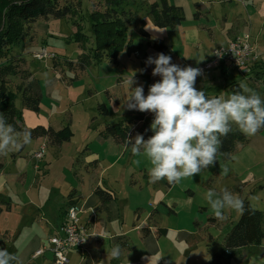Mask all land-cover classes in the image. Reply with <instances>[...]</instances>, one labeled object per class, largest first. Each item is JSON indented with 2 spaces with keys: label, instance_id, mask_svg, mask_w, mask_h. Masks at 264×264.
I'll return each instance as SVG.
<instances>
[{
  "label": "rangeland",
  "instance_id": "obj_1",
  "mask_svg": "<svg viewBox=\"0 0 264 264\" xmlns=\"http://www.w3.org/2000/svg\"><path fill=\"white\" fill-rule=\"evenodd\" d=\"M73 1L77 3L70 14L36 21L31 32L32 39L29 36L23 37L19 44L13 46V53L20 54L25 61V64H16L22 75L5 77L1 74L8 85L18 91L15 107L21 116L22 127L29 129L37 124L48 125L50 121L70 120L73 136L64 143L61 154L41 137H32L30 143L20 150L11 148L7 154H0V162L3 164L0 169V248H6L21 257L22 251L15 250L16 243L11 241V237L12 226L18 219L17 209L23 198H28L34 204H43L50 200L51 207L56 209L61 198L66 197L71 188L86 197L90 193L89 186L99 182L114 192V199L123 210V220H110L107 215H100L102 221L98 223L94 236L88 239L85 257L79 260L74 252H70L69 264L208 262L212 252L220 249L224 236L237 221L240 212L229 208L224 210L225 219L215 218L206 193L208 190L222 193L227 187L229 191L240 196L239 192L234 190L232 180L223 175L219 182L206 181L213 167L200 175L190 177L188 184L183 183V179L180 180L166 196L174 200L172 203L174 212H169L170 205L160 203L159 199L152 197L153 193L158 198L165 195L164 180H161L162 183H152L143 177L141 168L148 170L151 168L150 161L145 155L134 156L128 146L129 150L121 162L109 168H106L109 165L107 159L112 160L109 152L101 153L99 160L88 156L91 154L90 151L104 150V146H100L94 138L96 134L103 135L100 130L105 124L123 120L124 124L131 125L129 134L134 137L139 133L143 119L152 117L150 113L127 110L123 107L126 97L131 95L129 80L134 73V79L143 85L145 95L149 85L159 79L151 74L154 65L145 64L149 56L155 57L157 53L163 52L172 57L173 63L182 67H199L196 62L199 51L209 54L213 48L226 44L227 34H236L237 37L247 33L251 39H264V0H168L171 4H179L183 9L184 20L175 28L159 27L154 24L149 8L158 0H128L123 6L124 10L131 11L133 16V20L127 25L129 45L124 43L118 50L116 62H111L107 58L103 60L90 58L82 71L71 69L66 61L76 64L80 55L90 54L94 40L89 18L93 12L101 11L103 7L101 0ZM74 23L80 24L81 32L86 36L81 40L84 46L75 39L78 30ZM205 25L211 27L212 34L200 28ZM140 27L146 31V35L140 32ZM156 41L166 46L164 51L153 45ZM42 48H46L47 52L54 54L55 57L44 60L33 58V52ZM256 51L259 56L264 57V40L260 46H256ZM54 63L58 66L55 70ZM255 64L253 67L257 68V73L247 74L243 77L245 79L240 78L236 81L246 83L264 97V60ZM24 67L40 89L38 111L24 107L20 99L21 91L18 85L23 84V80H30ZM246 67L244 66L242 70ZM141 69L146 70L141 73ZM55 76L61 77V80L59 78L61 82L49 95L45 84ZM233 80L232 73L225 77L221 75V83L219 79L211 80L215 87L205 92L224 98L229 92L222 82L227 81L226 84H229ZM201 81L202 76L198 77L195 83L198 90ZM135 86L134 84L133 87ZM99 104H104L108 113L100 112ZM133 120L136 122L133 123ZM20 138L22 139V136ZM43 143L46 145L44 156L42 155L43 158L39 160L35 158V153L40 150ZM128 160L136 167L135 169L129 167ZM136 160H139L138 164L134 163ZM122 162H125L124 169L121 168ZM128 172L133 178L138 179L141 188L139 185L129 184ZM228 184H231V187H228ZM244 193L258 209L264 211V187L251 184ZM9 205L12 207L11 211L7 210ZM152 208L158 210L156 224L167 228L168 234L160 238L156 236L142 238L139 230L132 231L135 215L136 213L139 215L136 224L142 223ZM51 214L54 218H59L55 212ZM16 227L14 226V230ZM149 227L154 226L150 224ZM31 231L30 228H25L22 233V228L19 229L18 234L22 233L21 243L30 238ZM121 232L125 233L120 235ZM124 235L131 247L127 250L121 249L119 257L114 258L111 255L115 246L113 241ZM182 235L184 237L180 238ZM41 264L52 262L44 260ZM229 264H264V249L257 245L242 246Z\"/></svg>",
  "mask_w": 264,
  "mask_h": 264
},
{
  "label": "clouds",
  "instance_id": "obj_2",
  "mask_svg": "<svg viewBox=\"0 0 264 264\" xmlns=\"http://www.w3.org/2000/svg\"><path fill=\"white\" fill-rule=\"evenodd\" d=\"M196 60L199 63L202 59ZM145 64L154 65L151 74L159 79L149 85L145 95L134 73L129 80L131 95L126 97L123 107L153 116L151 136L145 139L137 133L125 139L134 156L143 154L149 159L150 182L167 179L173 184L184 177L200 175L216 165L222 154L223 138L233 130L247 136L264 130V97L246 83L240 82L224 98L208 97L204 90L195 87L197 78L203 75L201 68L182 67L163 52L149 56ZM31 138V131H18L0 112V154H7L11 148L20 150ZM134 163L138 164L139 160ZM228 172L227 166H220L221 175ZM206 198L217 219L226 218L225 209L241 214L246 211L245 201L228 189L222 193L208 190ZM120 254V246L115 245L111 255L118 258ZM0 264H23V260L6 248H0Z\"/></svg>",
  "mask_w": 264,
  "mask_h": 264
},
{
  "label": "trees",
  "instance_id": "obj_3",
  "mask_svg": "<svg viewBox=\"0 0 264 264\" xmlns=\"http://www.w3.org/2000/svg\"><path fill=\"white\" fill-rule=\"evenodd\" d=\"M128 0H101L103 9L93 12L91 15L90 25L94 45L88 56L80 55L78 62L66 61L71 69L84 70L90 60L109 59L116 62V54L124 43L129 45L130 41L127 35V25L133 20L131 11L124 10V4ZM77 1L73 0H0V112H3L9 123L13 124L18 131L26 128L20 125L21 116L15 107V100L18 91L11 88L4 79L7 75L12 76L20 73L16 64L25 63L20 54L13 53V46L19 44L23 37L29 36L32 39L31 32L33 24L40 19H48L49 17H65L73 11ZM149 14L156 26L175 28L184 20L183 9L180 6L169 3L168 0H158L153 2L149 8ZM77 25L76 40L84 43L82 38H86L81 32L79 23ZM140 32L146 35V31L140 27ZM156 48L164 51L166 46L158 41L153 44ZM129 48V46H128ZM55 57V56H54ZM53 57V58H54ZM51 58V59H53ZM57 64H53L56 69ZM222 69H226L222 66ZM1 74L3 75L1 76ZM25 82V83H24ZM239 85L238 81H231L226 84L229 91L232 92ZM21 102L28 109L38 111L41 95L38 86L34 80H23L20 83ZM19 90V88H18ZM208 97H218L205 92ZM100 112L108 113L104 104H99ZM142 119V118H141ZM153 116L143 119L139 133L147 139L153 133L150 130V123ZM133 123L136 121L133 120ZM131 125L124 124L123 120L115 123H107L100 130L104 136L112 137L116 142L125 144V139L130 133ZM31 131V137H45L46 141L53 144H60L65 140H69L73 136V131L69 125H65L60 130H53L51 127L41 125L27 129ZM247 135L242 134L238 130H233L227 137L223 138V145L219 155L226 158L234 150L235 145L239 142H245ZM234 190H241L240 186H236ZM102 203L109 202L113 198V193L109 190L97 187L95 189ZM246 211L239 215L237 221L232 225L231 229L224 236L222 245L218 251L212 252L210 260L206 264H229L232 257L237 254V250L242 246L260 245L264 241V211L254 208L250 202L244 198ZM72 204V203H71ZM158 229L157 232H162Z\"/></svg>",
  "mask_w": 264,
  "mask_h": 264
},
{
  "label": "crops",
  "instance_id": "obj_4",
  "mask_svg": "<svg viewBox=\"0 0 264 264\" xmlns=\"http://www.w3.org/2000/svg\"><path fill=\"white\" fill-rule=\"evenodd\" d=\"M172 4L180 6L177 3H172ZM34 24H33V28H34ZM44 26L45 25H43V27ZM200 28H204V29L208 30L210 32V34H212L211 27H208L205 25V26H200ZM234 37H236V34H227L226 41L228 42L231 39H233ZM250 39H251V36H250ZM262 40H264V39H262V38L251 39V42L255 45V48H256L257 45L260 46V44L262 43ZM212 50L209 52V54H205V53H202L199 51L197 59H202V60L199 63H197V66L201 67L202 65H204V63L210 58ZM261 60H264V57L261 56L257 62H259ZM196 62H197V60H196ZM23 64H25V63H23ZM253 65H256V64L255 63L250 64L246 68H244L243 70H242V68L241 69H226L225 70V69H222V67L214 68V69H210V70H205L203 72V75H202V81H201L202 83L199 86L200 87L199 89L207 91L211 88H214L215 84H214V82H211V80L215 81V80L219 79V81L221 83V75L223 77H225V76L232 73L234 76V80L236 81V79L246 77L247 74L254 73V72L257 73L256 71H258V70H257V68H254ZM25 67H24V70L27 71V69H25ZM27 73H28V71H27ZM28 75H29V73H28ZM29 78H30V81H32L33 78L30 75H29ZM59 78L61 80V77L55 76V77L46 81L45 88H46V91L49 95L59 87L60 82H61L59 80ZM243 79H245V78H243ZM207 81H209V82H207ZM205 82H207V83L205 84ZM226 82L227 81L222 82L224 84V86H226ZM225 89L229 93H231L229 91L228 87H226ZM38 90L40 93L39 87H38ZM40 95H41V93H40ZM39 109H40V107H39ZM38 125H41L44 127H51L53 130L57 131V130H60L61 128H63L65 125L70 126V120L69 121H59V120L58 121H50L48 123V125L37 124V125H34L32 127H35ZM32 127H29V128H32ZM37 138H39V137H37ZM41 138L46 143V138L45 137H41ZM95 139L99 143L100 146H104V150L99 151V152L98 151H93V152L90 151L91 154L88 157H90V158L95 157L94 160H99V158L101 157V153L104 154V152H109L110 153L109 155H111L112 160L107 159V161L109 162V165L106 166V168H109L111 166L113 167L116 164H118L119 162H121L120 160L125 156V154H127L128 150H129L128 145L126 143L123 146H121L118 142H116L110 136H103L100 134H96L94 140ZM67 141L68 140H65V141L61 142L60 144H53V143H50L49 141L48 142L51 145H53V147L57 148L61 154L63 151L64 143ZM115 142H116V144H115ZM58 150L56 151L57 154H59ZM102 161H104V160H102ZM128 163H129V167H132L134 169L136 168L135 166H132L130 164V160H128ZM2 166H3V164L0 162V169L2 168ZM220 166H227L229 168L228 174L224 175V176H226L227 178L232 180V182H233L232 185L234 186V188L236 186L241 187V190L239 191L240 197L242 199L246 198L254 208H257V206L253 204L251 198L249 196H245L244 192H245V190L249 189V185H251V184H258L259 187H264V130H261L255 136H247V139L245 142L237 143L235 145L234 150L231 152V154H229L228 157L221 158L220 156H218V161H217L216 165L213 166V170L209 173L210 175H208V178L206 179V181L207 180H208V182L214 181L216 183V182H219L221 180V177L223 178V175L220 174ZM124 167H125V162H122L121 168L124 169ZM142 170H143V177L146 179H149V175H148L149 170L144 168V167L141 168V171ZM182 179H183V183H185V184H188L191 180L190 177H184ZM163 180L166 184L165 195H162V196H160V198H158L157 196H154L155 193H153L152 197L159 199L158 201L160 203H164L167 206L170 205L169 212H174V208L172 206V203L174 200L171 197H166V196H167V194H170L172 188L175 186V183L169 184L167 179H163ZM128 182L131 186L132 185H134V186L139 185V187L141 188V184H138V179L133 178L131 173H129V172H128ZM159 183H162V181H159ZM176 183H178V182H176ZM98 184H100V183L96 182V183H92L89 186L90 193L86 197H83L82 194H79L74 188H71L69 190L67 196L66 197L64 196L61 198V200L59 201L58 207L56 209H53L54 207H51V204L49 203L50 200L48 202L43 203V204H40V203L34 204V203L30 202V200L28 198H23L21 200V204H20L19 208L17 209V213H16L18 216L17 217L18 219L14 225L17 227L14 230V226H12L13 233H12L11 241L16 243V247H15L16 251L17 250L22 251L21 259L23 260V264H39V263L41 264L44 260H48V262H52V264H56L54 262V258L52 256V253L49 250L45 249L44 252L38 256H34V252L41 247L48 246L49 237L58 232L59 228L61 227V225L64 222L66 208L71 203H75V204L81 206V208H82V213L80 214L81 221H82V223L87 224V226L89 227V229H90V236L89 237L94 236V234H95L94 232L96 230L98 223L102 221L101 216L107 215L108 219H110V220H116V219L123 220V210L116 203V200L114 199L115 198L114 192L110 189H107L108 187L102 186L101 184L98 185ZM99 186H100V188L109 190L113 193V198L109 202L102 203L100 201L98 195L95 192V189ZM228 187H231V184H228ZM225 189H229V188L226 187ZM220 192H221V187H220ZM48 203H49V205H48ZM11 209H12V207H11V205H9L7 207V210L11 211ZM92 210L94 211V214L90 215V212ZM0 211H1V207H0ZM51 212H55V214H57V216H59V218L58 219L54 218L52 216ZM157 215H158V210L156 208H152V210L150 211V214L148 215L146 220L142 223L139 222L136 224V222H138V219H139V215H138V213H136L135 220L133 222L134 228L132 229V231L136 230V229L139 230V233L142 234V236H143L142 238L147 237V236L151 237V238L154 236H156V238L166 236L168 234V229L165 227L158 226L156 224ZM212 219H214V218H212ZM150 224L154 227H152V228L149 227ZM21 228H22V233H23L25 228H30L32 230L30 233V238L28 240H26L24 243H21L22 238L20 236L22 235V233L18 234V231ZM160 228L161 229L163 228L165 230L164 231L161 230L162 232L158 233L157 230ZM124 233L125 232H121L120 235H122ZM183 237H184V235L180 236V238H183ZM113 244L119 245L120 250L121 249L127 250V249H130V247H131L129 242H128L126 235L120 236V237H117L116 239H114ZM257 246L264 249V241H262L261 244L257 245ZM70 252H74L79 260H81L80 258L83 259L86 255V252L83 253V252H81V250H79L77 248H69L65 251V254L68 257V263L67 264L70 263V258L68 255ZM206 263H204V264H206Z\"/></svg>",
  "mask_w": 264,
  "mask_h": 264
},
{
  "label": "built area",
  "instance_id": "obj_5",
  "mask_svg": "<svg viewBox=\"0 0 264 264\" xmlns=\"http://www.w3.org/2000/svg\"><path fill=\"white\" fill-rule=\"evenodd\" d=\"M32 57L44 60L53 58L54 54L48 53L46 48H42L33 52ZM260 57L255 45L250 40V35L245 33L231 39L224 45L215 47L210 58L200 68L203 72L222 66L226 69H241L256 63ZM45 147L46 145L43 143L40 150L35 153V158L40 159L42 157ZM81 213V206L75 203L69 204L65 211L64 222L58 232L50 236L48 246L37 249L34 256L42 254L47 249L52 253L56 264H67L68 257L65 254L67 249L77 248L83 253L86 252L90 229L87 224L82 223ZM93 214L94 211L92 210L90 215Z\"/></svg>",
  "mask_w": 264,
  "mask_h": 264
}]
</instances>
